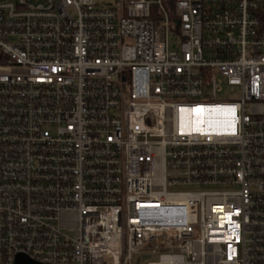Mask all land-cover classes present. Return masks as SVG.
I'll return each instance as SVG.
<instances>
[{"label":"built area","instance_id":"obj_1","mask_svg":"<svg viewBox=\"0 0 264 264\" xmlns=\"http://www.w3.org/2000/svg\"><path fill=\"white\" fill-rule=\"evenodd\" d=\"M19 255L264 264V0H0V264Z\"/></svg>","mask_w":264,"mask_h":264},{"label":"rangeland","instance_id":"obj_2","mask_svg":"<svg viewBox=\"0 0 264 264\" xmlns=\"http://www.w3.org/2000/svg\"><path fill=\"white\" fill-rule=\"evenodd\" d=\"M97 3L100 5V6H106V5H114L115 4V0H96ZM230 96H229V93L228 92H225L223 93L222 95H219L218 96V100H226L228 99Z\"/></svg>","mask_w":264,"mask_h":264},{"label":"water","instance_id":"obj_3","mask_svg":"<svg viewBox=\"0 0 264 264\" xmlns=\"http://www.w3.org/2000/svg\"><path fill=\"white\" fill-rule=\"evenodd\" d=\"M15 264H37V263L33 262L32 260H30L28 257L24 255H19L16 258Z\"/></svg>","mask_w":264,"mask_h":264},{"label":"bare ground","instance_id":"obj_4","mask_svg":"<svg viewBox=\"0 0 264 264\" xmlns=\"http://www.w3.org/2000/svg\"><path fill=\"white\" fill-rule=\"evenodd\" d=\"M196 115H199V114H196ZM200 116H201V114H200ZM196 118H197V116H196Z\"/></svg>","mask_w":264,"mask_h":264}]
</instances>
